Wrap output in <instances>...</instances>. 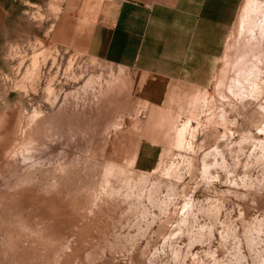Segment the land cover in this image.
<instances>
[{"label":"rangeland","instance_id":"374dc122","mask_svg":"<svg viewBox=\"0 0 264 264\" xmlns=\"http://www.w3.org/2000/svg\"><path fill=\"white\" fill-rule=\"evenodd\" d=\"M249 1L197 83L87 54L55 28L66 0L15 2L0 264H264V0ZM143 140L158 145L149 172L133 168Z\"/></svg>","mask_w":264,"mask_h":264},{"label":"crops","instance_id":"0c3cea01","mask_svg":"<svg viewBox=\"0 0 264 264\" xmlns=\"http://www.w3.org/2000/svg\"><path fill=\"white\" fill-rule=\"evenodd\" d=\"M17 0H0V29ZM238 0H66L55 28L91 56L170 81L197 83L220 46ZM62 30L64 32H62ZM68 32V33H67ZM158 145L143 140L133 168L153 170Z\"/></svg>","mask_w":264,"mask_h":264},{"label":"bare ground","instance_id":"6f19581e","mask_svg":"<svg viewBox=\"0 0 264 264\" xmlns=\"http://www.w3.org/2000/svg\"><path fill=\"white\" fill-rule=\"evenodd\" d=\"M256 1L257 0H250L249 1V3H248V5L249 6H251V5H254L255 3H256ZM244 24V23H243ZM241 27H243V26H241ZM244 30V29H243ZM188 127H189V124H188V126H186V127H184V129H188ZM191 128V127H190ZM179 132V131H178ZM184 134H186V133H184V130H183V132L182 131H180V133H179V135H178V142H176V143H178V146H182L183 145V143H184V140H185V138H184ZM177 145V144H176ZM190 145V144H189Z\"/></svg>","mask_w":264,"mask_h":264}]
</instances>
